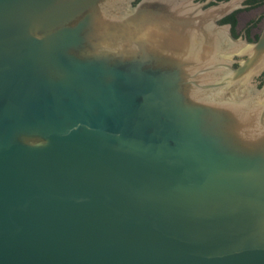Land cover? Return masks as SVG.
Returning a JSON list of instances; mask_svg holds the SVG:
<instances>
[{"label": "water", "instance_id": "1", "mask_svg": "<svg viewBox=\"0 0 264 264\" xmlns=\"http://www.w3.org/2000/svg\"><path fill=\"white\" fill-rule=\"evenodd\" d=\"M136 1L0 0V264H264V27Z\"/></svg>", "mask_w": 264, "mask_h": 264}, {"label": "flooded vegetation", "instance_id": "2", "mask_svg": "<svg viewBox=\"0 0 264 264\" xmlns=\"http://www.w3.org/2000/svg\"><path fill=\"white\" fill-rule=\"evenodd\" d=\"M140 0H137L139 2ZM205 5V8L235 1L241 6L222 19L221 25H230L236 38H243L256 42L260 38L264 27V0H196ZM135 3V4H136Z\"/></svg>", "mask_w": 264, "mask_h": 264}]
</instances>
